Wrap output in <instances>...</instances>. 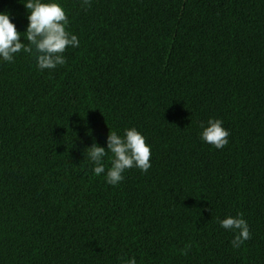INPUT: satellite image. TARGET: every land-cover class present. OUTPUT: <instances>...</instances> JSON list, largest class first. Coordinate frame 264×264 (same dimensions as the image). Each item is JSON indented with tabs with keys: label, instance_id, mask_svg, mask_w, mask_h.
Here are the masks:
<instances>
[{
	"label": "trees",
	"instance_id": "16d2710c",
	"mask_svg": "<svg viewBox=\"0 0 264 264\" xmlns=\"http://www.w3.org/2000/svg\"><path fill=\"white\" fill-rule=\"evenodd\" d=\"M58 2L66 64L0 61V264H264V0ZM0 11L27 43L19 0ZM210 117L223 149L199 138ZM130 127L152 167L108 185L85 149ZM238 213L235 249L218 220Z\"/></svg>",
	"mask_w": 264,
	"mask_h": 264
},
{
	"label": "clouds",
	"instance_id": "9594fccd",
	"mask_svg": "<svg viewBox=\"0 0 264 264\" xmlns=\"http://www.w3.org/2000/svg\"><path fill=\"white\" fill-rule=\"evenodd\" d=\"M27 11V26L23 32L27 43L21 42V32L17 30L8 11H0V61L12 63L16 54L23 51L33 55L35 67L39 71L53 70L66 64V48H78L80 41L76 34L68 30L69 19L58 0H19ZM82 6L90 5V0H81ZM199 138L202 142L223 149L229 144L230 132L223 127V120L209 118L200 122ZM151 145L136 127L125 128L121 135L113 130L108 133L106 148L93 142L87 147V159L93 165L95 176L103 174L105 183L117 186L124 180L128 169L136 168L147 173L150 163ZM110 154V155H109ZM108 166L106 168L105 158ZM219 227L233 233L230 241L233 248H240L251 239V231L243 215L226 216L218 220ZM123 264H137L134 257Z\"/></svg>",
	"mask_w": 264,
	"mask_h": 264
}]
</instances>
